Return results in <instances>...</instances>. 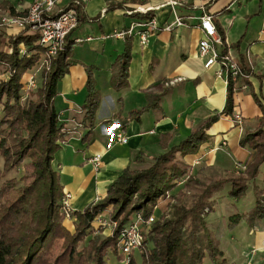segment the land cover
Returning <instances> with one entry per match:
<instances>
[{"label": "trees", "instance_id": "16d2710c", "mask_svg": "<svg viewBox=\"0 0 264 264\" xmlns=\"http://www.w3.org/2000/svg\"><path fill=\"white\" fill-rule=\"evenodd\" d=\"M110 8L125 9L126 15L135 22L153 18L151 11L128 9L125 3ZM0 10L7 16L22 15L6 1H0ZM76 11L80 24L81 8ZM72 33L66 37L63 50L48 58L36 32L28 28L9 35L2 27L0 29V77L6 75L5 79H0V264H105L108 253L117 257L120 230L131 224L138 213L144 219L154 215L159 201L166 200L169 213L162 214L145 232L143 229L141 264H204L206 259L211 264H227L222 260L216 226L207 223L205 217L215 212L220 193L225 192L224 197L238 202L253 184V206L247 212L235 211L230 215L227 229L242 220L253 230L261 225L264 193L254 182L264 164V110L257 127L245 132L239 141L241 148L253 152L245 172L215 167L192 171L183 158L197 153L208 141L207 132L213 124L233 115L235 83L227 79L225 106L221 112L198 123L175 145L169 146L171 133L161 134L158 144L164 153L148 160L136 154L133 162L145 167L142 170L127 167L106 187L103 199L91 203L82 212L73 211L71 232L61 212L63 187L52 163L61 148L60 143H66L70 137L59 119L55 100L59 95V82L75 64L70 58L74 45L70 40ZM219 35L225 42L224 35ZM226 52L225 47L222 54ZM41 60L47 64L41 70V84L35 91H26L23 76ZM130 60L131 42L126 39L122 53L111 65L113 89L127 87ZM238 66L243 74L249 72L245 58L240 57ZM86 76L82 109L84 122L90 128L94 125L100 94L88 68ZM165 84L161 82L148 88L144 92L146 107L131 112L129 117L138 118L159 108L161 99L170 91ZM90 133L81 141L89 143ZM21 167L25 169L22 176L7 179ZM185 176L186 181L179 187ZM105 212H109V220L116 223L109 236H102L104 227L94 222ZM57 240L62 241L61 253L52 262H40V257L49 253ZM129 264L137 263L132 257Z\"/></svg>", "mask_w": 264, "mask_h": 264}, {"label": "crops", "instance_id": "0c3cea01", "mask_svg": "<svg viewBox=\"0 0 264 264\" xmlns=\"http://www.w3.org/2000/svg\"><path fill=\"white\" fill-rule=\"evenodd\" d=\"M0 1L8 2L16 13L24 14L34 0ZM132 1L139 4L131 6ZM70 2L63 0L61 6L68 7ZM122 3L127 4L128 9L150 10L159 30L152 33L145 45H141L138 38L129 39L128 85L115 90L110 82L111 65L122 53L125 40L112 35L135 22L126 15L125 9H109L111 5ZM206 14L218 33L224 35L227 51L237 64L240 57L247 61L249 56V72L234 85L233 115L213 124L207 132L208 141L197 153L184 157L183 162L192 171L202 167L231 171L235 170L236 163L246 166L251 161L253 152L241 148L239 141L245 132L257 127L264 110V0H184L175 9L183 25L172 26L169 31L164 29L172 25L174 14L168 0H87L81 8L82 21L70 37L74 42L70 58L75 64L59 82V95L55 100L59 119L70 137L56 153L52 167L59 175L63 193L72 197L73 211L82 212L91 203L103 199L106 187L127 167L139 169L141 165L133 162L136 154H141L145 160L163 154L165 150L158 144L161 134L171 133L169 146L175 145L198 123L222 111L226 83L217 76V66L204 69L197 52L202 38L197 18ZM87 68L92 71L100 94L94 125L90 128L84 122L82 109ZM161 82H166L165 87L171 82L174 84L169 85L170 91L161 99L160 107L130 118L131 112L146 107L144 92ZM236 115L241 117V127L235 120ZM113 122L120 124L127 137L125 145L111 141L108 131ZM88 132H91L90 142H82ZM96 155L101 157L97 170L91 163ZM257 179L254 186L264 193V179L262 182ZM223 196L225 192L219 194L215 212L207 218L217 231L220 227L222 260L257 264L264 253V219L254 230L243 220L227 229L230 215L235 211L244 213L253 206V195L242 197L235 205ZM65 222L71 230L73 221Z\"/></svg>", "mask_w": 264, "mask_h": 264}, {"label": "built area", "instance_id": "2783aa9c", "mask_svg": "<svg viewBox=\"0 0 264 264\" xmlns=\"http://www.w3.org/2000/svg\"><path fill=\"white\" fill-rule=\"evenodd\" d=\"M87 0H71L68 7H62L63 0H34L29 9L19 16H5L0 20V26L9 28L13 32H19L25 29H30L39 35V43L45 48L47 57H54L58 52L62 51L66 37L74 32L78 27V13L76 8H82ZM184 0H168V5L174 14V22L167 26L164 30L169 31L172 26H182L180 18L175 15V9ZM137 11L147 12L148 9L136 8ZM198 19V28L201 31L202 38L197 44V52L199 59L203 62L204 69H209L212 66H217V76L236 83L238 78L244 74L240 70L238 64L229 55L222 54V50L226 47V42H223L212 19L209 15H202ZM159 30V26L154 18L146 21L133 22L127 29L115 32L112 37L118 40L138 38L141 45L147 43L148 38L152 33ZM249 61V56H247ZM175 82V81H174ZM169 83L167 86L174 84ZM238 126L241 127L242 120L239 115L235 116ZM109 137L115 144L125 145L127 137L125 136L120 124L113 122L109 131ZM91 163L97 170L100 168L101 157L93 156ZM234 169L237 172H244L245 165L236 163ZM72 197L68 193H64L61 199V212L64 220L73 221L72 218ZM104 217V216H103ZM98 216L95 223L102 227H107L110 232L116 227L115 222ZM156 221L154 215L144 219L141 213L135 215L131 224L122 228L117 238V256L120 257L118 264H129L134 252L140 251L143 247L144 233L143 229L148 230ZM230 264V263H229ZM234 264V263H232Z\"/></svg>", "mask_w": 264, "mask_h": 264}, {"label": "rangeland", "instance_id": "374dc122", "mask_svg": "<svg viewBox=\"0 0 264 264\" xmlns=\"http://www.w3.org/2000/svg\"><path fill=\"white\" fill-rule=\"evenodd\" d=\"M5 16H7L6 15V13L4 12V11H2V10H0V20L3 18V17H5ZM0 29H1V27H0ZM2 29H3V31L6 33V34H13V33H15V32H13V31H11L9 28H6V27H2ZM43 59V58H42ZM45 60V59H44ZM47 66V64L46 63H43V61L41 60V63H38L37 64V66L36 67H34L32 70H30L29 72H27L24 76H23V84H25V90L27 91V90H30V91H35L36 90V88L38 87V86H40V84H41V70L44 68V67H46ZM6 78V75H2L1 77H0V79H5ZM60 145H63V143H60ZM145 166H141V167H139V169H143ZM24 171H25V169H24V167H21L20 169H19V171L18 172H12V173H10L8 176H7V179H10V178H19L20 176H22L23 175V173H24ZM245 172V171H244ZM238 173H243V172H238ZM186 179H187V177L185 176L184 178H182L181 180V182L179 183V187H182V183L184 182V181H186ZM264 179V166L261 168V170H260V174H259V176H258V181L259 182H262V180ZM254 187H253V184H251V188L249 189V191H248V193L245 195V196H252L253 195V198H254V194H253V191H252V189H253ZM219 196V195H218ZM217 196V197H218ZM223 198H225V200H227V199H229V198H227V197H224L223 196ZM168 199V198H167ZM231 201H232V204H236L237 202H235L234 200H232L231 199ZM168 200H166V201H159V203H158V207H157V209H155L154 210V217H155V219H156V221L161 217V215L162 214H167V213H169V207H168ZM172 203V202H171ZM170 203V204H171ZM251 208V207H250ZM249 208V209H250ZM248 209V210H249ZM247 210V211H248ZM247 211H245V212H247ZM209 214L210 213H208L207 214V216L205 217V221L207 222V223H209V224H213L212 222L210 223V221H208V216H209ZM103 216H105V217H103V218H105V219H108L109 218V212H105L104 213V215ZM71 226V225H70ZM216 228V227H215ZM71 229V228H70ZM217 229V228H216ZM219 229H220V227H218V232H219ZM146 230V229H145ZM145 230H144V232H145ZM71 232H73V228L71 229ZM111 234V232H109V229L107 228V227H104V230H103V234H102V236H109ZM218 236H219V233H218ZM61 246H62V241H59V240H57L55 243H54V246H53V248L49 251V253H46V254H43L41 257H40V262H43V261H47V262H52L55 258H56V256H58L60 253H61ZM219 249H220V242H219ZM221 250V249H220ZM238 251H239V254L240 255H243L242 254V252L238 249ZM222 252V251H221ZM140 252H138V251H136V252H134L133 253V255H132V257H133V259L136 261V263L137 264H141V257H140ZM118 257V256H117ZM116 256H114V255H112L111 253H108V256H107V262L105 263V264H118L117 263V260H118V258H117ZM131 257V258H132ZM259 261H261L262 263H260ZM257 264H264V253H263V256L262 257H260V259H258L257 260ZM232 263H234V264H242L241 262H238V261H235V262H232ZM231 262H230V264H232ZM204 264H211V262H210V260H208V259H206L205 260V262H204ZM227 264H229V263H227ZM252 264H255L254 262H252Z\"/></svg>", "mask_w": 264, "mask_h": 264}]
</instances>
